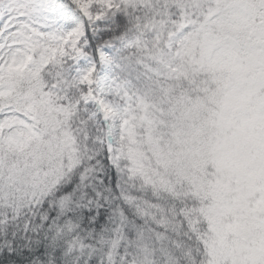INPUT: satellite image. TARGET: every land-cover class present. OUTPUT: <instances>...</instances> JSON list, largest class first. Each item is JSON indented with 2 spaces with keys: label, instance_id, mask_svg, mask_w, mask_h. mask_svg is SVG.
Segmentation results:
<instances>
[{
  "label": "trees",
  "instance_id": "trees-1",
  "mask_svg": "<svg viewBox=\"0 0 264 264\" xmlns=\"http://www.w3.org/2000/svg\"><path fill=\"white\" fill-rule=\"evenodd\" d=\"M219 1L228 3L114 0L84 21L80 47L93 58L107 50L125 83L107 99L146 104L122 139L114 133L115 159L83 99L84 63L72 44L34 28L30 65L0 74V114L30 110L40 131L21 148L0 139V264H207L193 221L210 201L208 140L229 69L194 72L185 46L167 41L184 17L203 22ZM59 4L70 14L79 0Z\"/></svg>",
  "mask_w": 264,
  "mask_h": 264
},
{
  "label": "rangeland",
  "instance_id": "rangeland-1",
  "mask_svg": "<svg viewBox=\"0 0 264 264\" xmlns=\"http://www.w3.org/2000/svg\"><path fill=\"white\" fill-rule=\"evenodd\" d=\"M59 3L0 1V74L30 65L34 28L72 44L76 62L85 65L76 72L87 88L84 102L102 117L105 144L115 159L121 144L114 133L122 139L129 124L144 117L146 104L137 101L123 109L107 99L125 92L117 65L107 50L93 58L80 47L90 12L111 7L114 0H79L70 14ZM221 6L219 1L210 8L203 22L184 17L167 42L169 48L176 41L185 46L194 72L229 69L208 140L214 172L210 201L197 210L193 224L204 241L207 264H264V0H228ZM225 27L240 36L223 33ZM30 113L0 114V139L6 145L21 148L39 135Z\"/></svg>",
  "mask_w": 264,
  "mask_h": 264
}]
</instances>
